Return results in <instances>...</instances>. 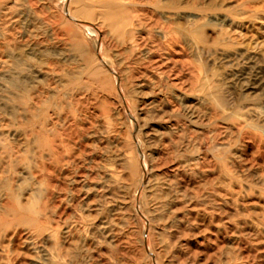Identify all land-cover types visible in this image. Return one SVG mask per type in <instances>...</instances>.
<instances>
[{"label": "rangeland", "instance_id": "1", "mask_svg": "<svg viewBox=\"0 0 264 264\" xmlns=\"http://www.w3.org/2000/svg\"><path fill=\"white\" fill-rule=\"evenodd\" d=\"M0 264H264V0H0Z\"/></svg>", "mask_w": 264, "mask_h": 264}, {"label": "bare ground", "instance_id": "2", "mask_svg": "<svg viewBox=\"0 0 264 264\" xmlns=\"http://www.w3.org/2000/svg\"><path fill=\"white\" fill-rule=\"evenodd\" d=\"M117 11H118V9H117V8H114V7L112 6V4H111L110 6H108V7L106 8V12H105V14L108 15V17H111V16H113V17H117V15H115ZM111 18H112V17H111ZM97 71H98L97 68H93V73H95V72H97Z\"/></svg>", "mask_w": 264, "mask_h": 264}]
</instances>
